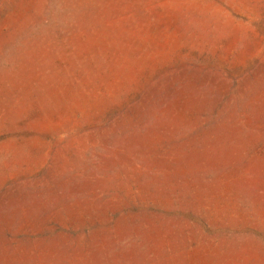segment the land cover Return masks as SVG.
I'll use <instances>...</instances> for the list:
<instances>
[{"label": "rangeland", "instance_id": "rangeland-1", "mask_svg": "<svg viewBox=\"0 0 264 264\" xmlns=\"http://www.w3.org/2000/svg\"><path fill=\"white\" fill-rule=\"evenodd\" d=\"M0 264H264V0H0Z\"/></svg>", "mask_w": 264, "mask_h": 264}]
</instances>
